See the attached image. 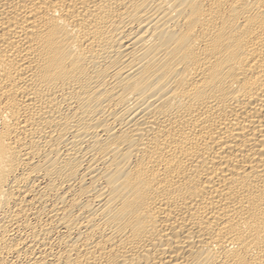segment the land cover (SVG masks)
<instances>
[{"label":"bare ground","instance_id":"obj_1","mask_svg":"<svg viewBox=\"0 0 264 264\" xmlns=\"http://www.w3.org/2000/svg\"><path fill=\"white\" fill-rule=\"evenodd\" d=\"M0 264H264V0H0Z\"/></svg>","mask_w":264,"mask_h":264}]
</instances>
